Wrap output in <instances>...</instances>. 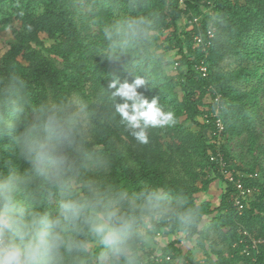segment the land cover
Listing matches in <instances>:
<instances>
[{"label":"clouds","instance_id":"clouds-1","mask_svg":"<svg viewBox=\"0 0 264 264\" xmlns=\"http://www.w3.org/2000/svg\"><path fill=\"white\" fill-rule=\"evenodd\" d=\"M66 10L99 31L93 54L117 67L91 95L38 94L16 64L0 76V264H187L217 238L203 204L179 186L116 176L129 138L148 147L177 123L161 96L145 94L172 70L158 43L162 9L71 0ZM3 31L16 36L11 24ZM113 123L125 142H97Z\"/></svg>","mask_w":264,"mask_h":264},{"label":"trees","instance_id":"trees-1","mask_svg":"<svg viewBox=\"0 0 264 264\" xmlns=\"http://www.w3.org/2000/svg\"><path fill=\"white\" fill-rule=\"evenodd\" d=\"M180 1L153 0L162 9L163 30L158 38L161 55L172 53L176 58L172 63L168 61L172 70L158 82L157 89L145 94L161 96L177 116L175 126L158 130L153 139L158 135L177 136L198 160L200 172L193 186L167 179L161 166L163 161L147 155L148 147H141L142 152L132 159L116 157V176L130 182L159 180L179 186L203 204L217 238L202 252L201 261H194L189 254L187 264H251L253 256L241 255L244 245L251 246L250 239L257 243L254 264H264V169L256 157L250 163L247 161L243 143V138L250 135L251 116L260 104L254 96L260 93L264 100V0ZM70 2L0 0V28L11 24L16 33L8 50L0 56V76L7 77L16 64L26 70L29 83L38 94L79 90L91 95L100 86L107 87L108 81L102 79L100 72L110 74L117 66L94 56L95 45L87 43L76 16L66 10ZM212 17L216 20L212 21ZM194 18H198L199 27L188 26L187 22ZM26 24L32 25L31 32H26ZM209 29L214 36L208 41L205 56L200 49L193 48L192 40L194 35ZM97 36L99 41V31ZM225 59L234 60L237 68L222 73L219 68ZM201 61L205 63V77L195 69ZM247 89H251L250 93ZM214 95L220 97L218 104ZM217 105L223 123L219 140L214 126ZM113 124L97 135V142L109 138H114V143L119 141ZM184 124L191 129H185ZM231 142L235 144L233 149ZM257 149L264 154L260 147ZM217 152L226 163V170L233 172V178L237 179L239 173L257 175L243 181L246 187L256 188L257 193L240 212L233 205L236 192L232 184L223 179L219 166L210 161ZM123 164L128 166L122 167ZM216 182L222 188L219 205L212 207L208 200L198 201L197 196L207 193Z\"/></svg>","mask_w":264,"mask_h":264},{"label":"rangeland","instance_id":"rangeland-1","mask_svg":"<svg viewBox=\"0 0 264 264\" xmlns=\"http://www.w3.org/2000/svg\"><path fill=\"white\" fill-rule=\"evenodd\" d=\"M77 23L82 29L83 36L85 37L88 44L94 46L98 43V31H88L86 27L81 24L80 20ZM183 30V29H182ZM184 31V30H183ZM12 42V35L3 31V28H0V56L3 55L9 47V44ZM170 63L176 58L172 53L166 55ZM173 67V66H172ZM174 68V67H173ZM237 68V63L234 60L225 59L220 64L219 70L222 73L229 72L232 69ZM172 69V68H171ZM251 89L246 91L250 93ZM256 101L259 102L256 106V114L253 113L251 116L250 135L248 134L243 138L244 153L247 156V161L252 162V157H256L262 168L264 169V154L257 149L260 147L264 151V100L262 95L259 93L254 96ZM200 121V120H199ZM113 127L117 134H119L120 139L117 143H124L122 139L123 135L126 133L123 132V129L117 126L115 123ZM184 128H190L189 124H184ZM128 143V159H132L136 154L142 152L141 146L137 145L134 140L129 138ZM251 144H253L252 149ZM235 147L234 142H231V148ZM147 155H153L157 160H162L161 164L164 175L167 179L173 178L181 182L184 186H193L195 185V176L200 172L198 168V160L191 154L189 147L185 144H182L177 136L169 138L165 135H158L156 139H152V143L148 146ZM144 153V152H143ZM221 185L217 182L212 184L208 190V194L198 195V201L208 200L211 202L212 207H217L220 200ZM194 261H201L203 258L202 253L195 255L194 257L190 255Z\"/></svg>","mask_w":264,"mask_h":264},{"label":"built area","instance_id":"built-area-1","mask_svg":"<svg viewBox=\"0 0 264 264\" xmlns=\"http://www.w3.org/2000/svg\"><path fill=\"white\" fill-rule=\"evenodd\" d=\"M182 1V0H181ZM180 1V2H181ZM188 26L194 25L195 27H199V20L198 18H194L190 21L187 22ZM214 36V31L212 30H206L204 34L198 33L193 36V48L194 49H200L205 56H207V49L209 48V40L213 39ZM206 39V40H204ZM204 61H201L198 66L195 67L196 71L198 73H201L202 77L206 76V68L204 66ZM176 64L174 65V68H176ZM173 68V69H174ZM220 97L218 95H214V102L219 103ZM219 111L220 107L217 105L216 106V111H215V117H214V126H215V136L219 140L220 135L222 134L223 131V123L221 119L219 118ZM210 161L216 163L222 173L223 179L231 183L234 191L236 192L232 198L233 205L236 208L238 212H240L243 209L244 203L252 200L254 197V194L257 193V189L254 187H246L243 183L245 180H252L253 178H257L256 174H247V173H239L238 178L235 179L232 177L233 172H229L226 170V163L223 161L222 156L220 155L219 152H217L215 155H212L210 157ZM250 239V238H249ZM246 242V241H245ZM240 244H243V241H239ZM250 245H244L241 251V255L245 257H250L251 258V264H254L255 262V256L258 254L257 250V243L255 242L254 239H250ZM235 247V245L233 246ZM254 253V255L252 254Z\"/></svg>","mask_w":264,"mask_h":264},{"label":"crops","instance_id":"crops-1","mask_svg":"<svg viewBox=\"0 0 264 264\" xmlns=\"http://www.w3.org/2000/svg\"><path fill=\"white\" fill-rule=\"evenodd\" d=\"M217 183V182H216ZM219 183V182H218ZM220 184V183H219ZM221 185V184H220ZM221 187V186H220ZM222 189V188H221ZM208 194V193H207ZM220 195H221V192H220ZM219 200H220V196H219V198H218Z\"/></svg>","mask_w":264,"mask_h":264}]
</instances>
